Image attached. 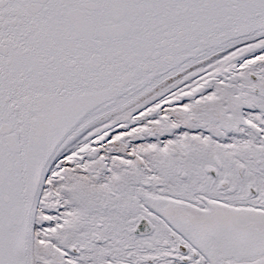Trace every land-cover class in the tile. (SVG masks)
<instances>
[{
	"label": "snow or ice",
	"instance_id": "obj_1",
	"mask_svg": "<svg viewBox=\"0 0 264 264\" xmlns=\"http://www.w3.org/2000/svg\"><path fill=\"white\" fill-rule=\"evenodd\" d=\"M0 264H264V0H0Z\"/></svg>",
	"mask_w": 264,
	"mask_h": 264
}]
</instances>
